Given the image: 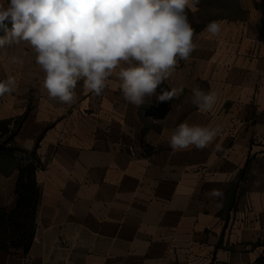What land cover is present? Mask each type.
I'll use <instances>...</instances> for the list:
<instances>
[{"label":"crops","instance_id":"0c3cea01","mask_svg":"<svg viewBox=\"0 0 264 264\" xmlns=\"http://www.w3.org/2000/svg\"><path fill=\"white\" fill-rule=\"evenodd\" d=\"M242 3L218 36H194L162 84L177 90L168 102L130 104L113 73L102 94L81 81L75 102L61 103L27 44L0 49V80L16 81L0 121L23 117L12 143L36 144L39 159L32 242L0 252V264H264V0ZM197 85L218 93L211 112L191 103ZM184 121L221 131L203 150L173 151L170 130ZM0 166L9 211L17 170Z\"/></svg>","mask_w":264,"mask_h":264},{"label":"clouds","instance_id":"9594fccd","mask_svg":"<svg viewBox=\"0 0 264 264\" xmlns=\"http://www.w3.org/2000/svg\"><path fill=\"white\" fill-rule=\"evenodd\" d=\"M199 0H5L0 3V49L27 44L43 73L42 88L48 97L71 104L79 82L100 95L115 73L124 99L141 107L153 96L172 100L176 89H157L179 61L190 59L197 45L188 11ZM5 21H10L9 29ZM210 36L222 31L221 21H210ZM118 69V71H117ZM16 91L15 78L0 80V97ZM191 103L203 113L211 112L218 93L198 85L191 89ZM219 126L179 123L170 130L173 151L203 150L213 143ZM211 198L223 193L213 189Z\"/></svg>","mask_w":264,"mask_h":264},{"label":"trees","instance_id":"16d2710c","mask_svg":"<svg viewBox=\"0 0 264 264\" xmlns=\"http://www.w3.org/2000/svg\"><path fill=\"white\" fill-rule=\"evenodd\" d=\"M23 117H20V121ZM12 119L0 121L8 136L0 142V158H6L17 170L14 193L15 206L6 211L0 209V252L10 248L21 247L27 251L34 232V214L37 200V187L34 172L39 166L36 144L26 149L12 143V136L19 123L13 129H8ZM8 126V127H7ZM1 171H6L0 166Z\"/></svg>","mask_w":264,"mask_h":264},{"label":"rangeland","instance_id":"374dc122","mask_svg":"<svg viewBox=\"0 0 264 264\" xmlns=\"http://www.w3.org/2000/svg\"><path fill=\"white\" fill-rule=\"evenodd\" d=\"M245 0H199L196 10L188 11V20L195 29V35L202 33L206 25L213 20L222 22V30L236 22L237 18L243 16V3ZM162 90L164 87L160 86ZM165 91V90H164ZM20 123V117H16L9 124L8 129H13ZM4 126L0 125V142L7 136Z\"/></svg>","mask_w":264,"mask_h":264},{"label":"built area","instance_id":"2783aa9c","mask_svg":"<svg viewBox=\"0 0 264 264\" xmlns=\"http://www.w3.org/2000/svg\"><path fill=\"white\" fill-rule=\"evenodd\" d=\"M130 151H131V153L133 154V150H132V148H130Z\"/></svg>","mask_w":264,"mask_h":264}]
</instances>
